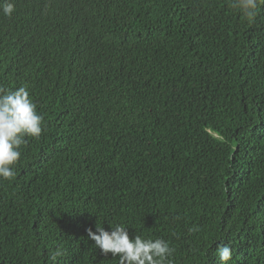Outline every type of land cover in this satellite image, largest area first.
<instances>
[{
    "label": "trees",
    "instance_id": "trees-1",
    "mask_svg": "<svg viewBox=\"0 0 264 264\" xmlns=\"http://www.w3.org/2000/svg\"><path fill=\"white\" fill-rule=\"evenodd\" d=\"M0 87L43 116L0 179V264H119L87 230L163 239L171 264H264V4L0 0ZM23 4L40 9L31 33ZM199 231L190 232L189 229Z\"/></svg>",
    "mask_w": 264,
    "mask_h": 264
},
{
    "label": "clouds",
    "instance_id": "clouds-1",
    "mask_svg": "<svg viewBox=\"0 0 264 264\" xmlns=\"http://www.w3.org/2000/svg\"><path fill=\"white\" fill-rule=\"evenodd\" d=\"M264 0H233V7H238L249 19L257 12L258 5ZM25 13L20 21L26 23L24 39L31 33L35 19L40 9L23 4ZM2 14L11 17L15 6L11 2L0 6ZM43 131V116L37 111L27 86L16 90H6L0 87V179L12 180L16 176L15 166L21 157V146L26 143V137L39 138ZM199 231L198 228L189 229ZM88 238L94 242L102 254L118 258L119 264H171L170 258L175 249L163 239L145 238L141 235L130 237L128 227L124 224L87 230ZM216 254L221 264H229L232 260V249L228 244H218ZM64 255L63 249L57 247L51 252V264H58Z\"/></svg>",
    "mask_w": 264,
    "mask_h": 264
}]
</instances>
